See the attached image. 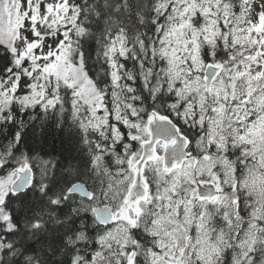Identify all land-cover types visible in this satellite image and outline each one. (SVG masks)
<instances>
[{"label": "snow or ice", "instance_id": "1", "mask_svg": "<svg viewBox=\"0 0 264 264\" xmlns=\"http://www.w3.org/2000/svg\"><path fill=\"white\" fill-rule=\"evenodd\" d=\"M0 264H264V0H0Z\"/></svg>", "mask_w": 264, "mask_h": 264}]
</instances>
